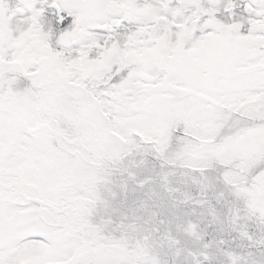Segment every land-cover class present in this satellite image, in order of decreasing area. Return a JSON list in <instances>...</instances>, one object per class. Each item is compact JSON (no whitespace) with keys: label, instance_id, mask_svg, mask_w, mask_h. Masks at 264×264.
Instances as JSON below:
<instances>
[{"label":"snow or ice","instance_id":"snow-or-ice-1","mask_svg":"<svg viewBox=\"0 0 264 264\" xmlns=\"http://www.w3.org/2000/svg\"><path fill=\"white\" fill-rule=\"evenodd\" d=\"M0 264H264V0H0Z\"/></svg>","mask_w":264,"mask_h":264}]
</instances>
